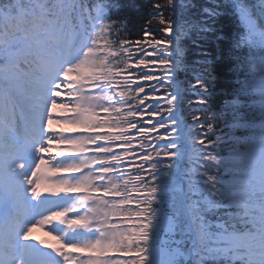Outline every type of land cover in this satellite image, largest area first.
Wrapping results in <instances>:
<instances>
[{
  "label": "snow or ice",
  "instance_id": "obj_1",
  "mask_svg": "<svg viewBox=\"0 0 264 264\" xmlns=\"http://www.w3.org/2000/svg\"><path fill=\"white\" fill-rule=\"evenodd\" d=\"M177 2L132 41L116 0H0V264H264V0L201 9L242 26L219 112Z\"/></svg>",
  "mask_w": 264,
  "mask_h": 264
},
{
  "label": "trees",
  "instance_id": "obj_2",
  "mask_svg": "<svg viewBox=\"0 0 264 264\" xmlns=\"http://www.w3.org/2000/svg\"><path fill=\"white\" fill-rule=\"evenodd\" d=\"M116 2L120 6V11L117 12L113 9L112 15L114 18L121 19L122 22L127 18L126 25L129 29L121 38H127L132 41L141 39L145 26L153 28L157 39L162 37V33L159 31L162 26L158 24V21L153 20L152 25H147V22L157 11L153 4L157 2L163 4L166 3V0H116ZM216 2L217 0H179L173 16L174 19L181 21L186 18L191 24L197 26L193 27L180 41L184 50L183 67L186 69V71L179 73V79L184 82L182 87H186L187 82L192 81L195 74H200L204 71L203 68L196 66L197 62L209 61L210 64L206 65V67L214 68V75L217 77L215 83L209 89L211 93L209 104L212 106V110L219 112L222 101L227 98L225 94H230L236 86L234 73L231 70L233 59L230 37L235 28L242 26L236 17L231 13H224L223 9L220 10L222 14L218 19L213 20L204 17L201 9ZM220 2L222 3L223 0H220ZM185 3L191 7L182 10L180 5ZM170 12L171 9H168L165 11V15ZM199 25H206L211 30L199 31ZM217 36L221 37L219 41ZM194 40L198 42L199 47L192 43ZM179 107L184 110L183 114L188 122L191 123V114L187 110V101L179 105ZM193 107L203 106L193 105ZM229 118H231V114H229ZM217 126H220L219 123ZM164 131L163 129L160 130V132ZM187 166V161H185L184 167ZM175 238L179 239V236Z\"/></svg>",
  "mask_w": 264,
  "mask_h": 264
}]
</instances>
